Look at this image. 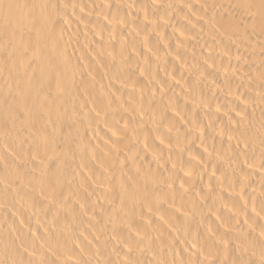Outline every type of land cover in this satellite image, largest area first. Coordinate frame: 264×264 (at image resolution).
Returning <instances> with one entry per match:
<instances>
[{
  "label": "bare ground",
  "instance_id": "6f19581e",
  "mask_svg": "<svg viewBox=\"0 0 264 264\" xmlns=\"http://www.w3.org/2000/svg\"><path fill=\"white\" fill-rule=\"evenodd\" d=\"M0 264H264V0H0Z\"/></svg>",
  "mask_w": 264,
  "mask_h": 264
}]
</instances>
